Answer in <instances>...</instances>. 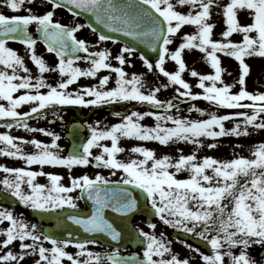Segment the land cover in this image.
I'll use <instances>...</instances> for the list:
<instances>
[{
    "label": "snow or ice",
    "instance_id": "snow-or-ice-1",
    "mask_svg": "<svg viewBox=\"0 0 264 264\" xmlns=\"http://www.w3.org/2000/svg\"><path fill=\"white\" fill-rule=\"evenodd\" d=\"M33 5L45 10L34 11ZM3 7L26 14L6 15L0 11V120L10 121L2 126L8 130L15 127L40 132L52 139L44 142L13 136L9 131L0 132V156L20 159L27 166L0 164L3 173L0 195L16 198L42 214L54 213L68 227L61 235L45 233L40 225L16 215L9 207L0 206V237H3L0 264H23L33 255L38 257L34 264H65V261L69 264H191L190 258H181L173 250L172 241L164 233L157 235L139 228L136 232L141 253L122 255L118 247L103 252L92 250L91 245L102 243L97 234L116 242L122 239V230L109 216V210L125 218L135 213L141 196L164 224L209 246L206 254L185 241L189 249L200 255L203 264H256L248 250L253 245H264V141L255 143L249 156L234 154L230 159L200 157L198 151L205 146L202 138L248 136L250 128L264 130V91H249L246 87V77L250 74L246 58H264V0L224 3L221 0H43L42 3L0 0V8ZM61 8L73 16L90 13L96 26L91 22L85 25L57 20L56 11ZM179 8L188 10L183 12ZM214 8L221 9L223 17L219 39L215 38L216 25L211 22ZM241 13L245 14V20L241 19ZM31 25L35 26V34L29 31ZM184 26H195V31L183 34L173 50L171 46ZM85 27L98 35L96 44L78 36ZM115 33H122L130 41H119ZM233 34H242V39L233 41ZM9 41L26 47L28 58L38 69L36 76L27 67L25 57L9 46ZM107 41L122 43L117 54L113 55L107 47L92 50ZM38 42H43L47 53L55 55L54 66H49L45 57L37 53ZM140 45H145L155 56L150 58L140 50ZM185 50L203 53L214 70L209 74L190 71L198 79L196 87L201 92L194 93L193 86L183 78L188 70ZM138 52L148 72L157 71L167 83L150 86L144 73L125 70L131 64L130 58ZM218 53L238 62L240 74L235 83L222 79V73L227 70L222 67ZM168 61L176 67L169 70ZM80 62L89 66L81 67ZM102 70L115 74L114 85L110 86L111 75H103L94 85L69 90L80 78H97ZM46 72H57L61 79L53 85L46 79ZM236 83L239 90L232 91ZM169 86H174L177 98L203 99L210 105L235 111L218 114L192 104L189 112L207 118L181 116L177 103L159 98L162 88ZM132 101L150 105L151 110L115 112L121 119L110 126H101L100 121L87 124L90 134L67 155H62L64 149L58 143L61 139L58 134L29 124L30 119L46 118V110L53 107ZM24 105L29 110L22 112L19 109ZM146 117L154 118V126L142 122ZM226 121L236 123L226 128ZM124 138L158 142L162 146L184 142L196 146V150L185 154L183 149H178V156H157L155 149L142 143L130 149L122 147L120 142ZM105 141H110V145ZM24 144H31L34 151L26 152ZM217 146L207 144L209 149ZM94 149H99V153L94 154ZM125 151L132 155L119 158ZM33 165H39L40 170H32ZM46 165L63 166L69 172L76 166L91 165L108 169L109 175L99 171L91 176L70 175V183L65 185L62 175L43 171ZM185 171L188 175L181 178ZM118 174V179H112ZM40 176L46 177L47 183L38 182ZM77 191L79 195H74ZM81 200L91 202L88 212L81 210ZM149 227L154 230L156 224L150 223ZM74 230L90 235L74 237ZM17 241L18 250L14 251L12 245ZM46 242L50 247L45 246ZM69 246L78 251L70 253ZM237 248L238 253L234 251Z\"/></svg>",
    "mask_w": 264,
    "mask_h": 264
},
{
    "label": "rangeland",
    "instance_id": "rangeland-1",
    "mask_svg": "<svg viewBox=\"0 0 264 264\" xmlns=\"http://www.w3.org/2000/svg\"><path fill=\"white\" fill-rule=\"evenodd\" d=\"M38 2L42 3L43 0H38ZM224 2H226V0H221V3H224ZM32 7H33L34 11L43 12L45 10V8L38 7L37 5H33ZM48 7H50V5ZM178 10L186 12L188 9L187 8H179ZM213 11H214V15L212 16L211 22H213L216 25L215 38L219 39L220 38V32H221L222 28L224 27L223 17H222V14H220L221 9L214 8ZM24 14H26V13L24 12ZM65 16L68 17L65 9L61 8V9H58L56 11V16H55L56 19L62 18ZM241 19L242 20L246 19V16L244 13H241ZM29 31H31L35 34V26L31 25ZM194 31H195V26H184L182 28L180 34L175 39L171 48L174 50L175 47L178 46V44L181 42L180 37L183 36V34H185V33L190 34ZM231 39L235 42H239L242 39V34H233ZM91 42L93 44H96L97 41H96V39H93V40H91ZM16 45H18V44L17 43H9L10 47L15 49L19 54H22L23 48L17 47ZM41 45H42L41 43H40V45L39 44L37 45V53L42 54L45 57L49 66H54L56 64V63L54 64V61L57 62V58L55 57L54 54L47 53L46 47L41 46ZM103 47H107L111 50L113 48L112 46H109L105 42H100V44H98L97 47L93 48L92 50H98L99 48H103ZM218 55L221 56L222 67L227 70L226 72L222 73V79L226 83H229V84H232V83H235L236 81H238L239 74H240L238 62L234 58L225 56L224 54L218 53ZM24 57H25L27 67L31 70V73L33 74V76H36L38 74V69L31 62V60L28 58V50L26 49L25 46H24ZM130 59H131V64L129 65V68L125 67V70L127 72H129V73H132V72L144 73L146 78H147V83L150 86L167 83L166 78H164L162 76V74H159L157 71H153L151 73L148 72L146 67L143 65V62L140 59L138 53L135 56L131 57ZM184 59H185L186 64L188 66V70L183 73V78L193 86L192 91L194 93L195 92H201L202 90L199 89L198 87H196V84L198 83V79L192 77L190 75V71L192 69H195L196 71H198L202 74H209V73H212L214 70L210 67L209 63L206 61L204 54L198 50H185ZM246 62L249 63V65H250V74L248 77H246L247 89L249 91H264V58H260V57L246 58ZM80 66L81 67H88L89 65L87 63H86V65H81V63H80ZM166 67L169 70H172L176 66H175L174 62L168 61L166 64ZM48 73L49 72H46L45 74L47 75ZM21 74H23V73H21ZM53 75L54 74L52 73L51 74L52 78H53ZM51 77H47L48 81L50 79H52ZM85 79H87V80H84V83H82L83 85L91 86V85L98 83V80L95 81L90 77H85ZM76 89H79V88H76ZM238 90H239V84L236 83V86L232 89V91H238ZM159 98L162 100H167V99L173 100L174 103L178 104V107L180 106L179 107V110H180L179 115L188 117L189 119L207 118L206 116H201L200 113H197L195 111L189 112L188 109L191 107L192 104H195L198 107L205 109L207 112L216 111L218 114H225V113H228L231 111H235V110H230V109L210 105L209 102H207L203 99H199V100H195V101H187V100H184L183 98H177L175 95L174 86H169L167 89L162 88L161 92L159 93ZM133 102L137 103L135 101H133ZM138 110L139 111H146L144 106H142ZM149 110H151V108ZM173 112L175 114V110H173ZM119 120L120 119H110L111 122L108 121L107 123H104V124L101 123L102 124L101 126H104V125L110 126L111 124H113V122L117 123V122H119ZM142 122L148 126H154V124H155L154 118H151V117H146L144 119V121H142ZM234 123H236V121H226L225 127L231 128ZM28 137H29V139L36 138V134L29 132ZM202 139H203V143L205 146L203 148H200L198 151V155L200 157H203L205 155H211V156H214L216 158L230 159L233 157L234 154H242L245 156H249L250 155V148H252V146H254L255 143H257L259 141H264V130H255V129L250 128V135H248V136L242 135L240 137H236L234 135H227L224 137L217 138L215 140H212L211 138H202ZM105 143H108L110 145V141H105ZM140 143L144 144V146H146V147L155 149L157 156H162L164 154H170V155L175 157V156L179 155V152L177 151L178 149H183V152L185 154H189L192 151L196 150V146H194L190 143L177 142V143L170 144L168 146H162L158 142H152V141L140 142V141H137L135 139H127V138L122 139L120 142V145L126 149H130L133 145L140 144ZM209 143H216L218 146L215 149H209L207 147V144H209ZM237 145H239L240 147H237ZM24 150L26 152L31 153L32 151H34V147L31 144H24ZM65 150H66V148H64V151ZM64 151H63L62 155H67V153H65ZM93 151H94V154L99 153V149H94ZM131 155L132 154L130 153V151H125L124 153L119 154V158L127 159ZM3 160H6L5 156H0V164L10 166L9 163L11 160L13 161V158L9 159L8 161H3ZM15 160L17 161L18 159L15 158ZM52 167H54V166H47L46 165L43 167V171L46 172L47 168H52ZM59 167H63V166H59ZM31 169L38 171V170H40V166L39 165H33V166H31ZM101 174L108 176L109 172L108 173L101 172ZM2 175H3V173L0 172V176H2ZM187 175H188L187 171L182 172L180 174L181 178L186 177ZM42 177H44V176H40L37 178L38 182L43 181ZM116 177H119V174ZM44 181H45V183H47V179ZM14 213L18 216L22 215L27 220V217L24 215V213L22 211L16 210V211H14ZM4 226H6V224ZM154 232L157 235L162 233L160 230V227H156V230H154ZM2 239H3V237H0V240H2ZM18 244H19V242L17 241V242H14V244L12 245V249L14 251L18 250ZM45 246L50 247V244H48L46 242ZM90 247L94 251H97L99 248H101L100 245H91ZM252 247H253V250L252 249L251 250L253 251V253H252L251 257L255 260L256 264H264V258H262L259 255L260 251L264 249V245H253ZM36 257L37 256H34V255L27 257L23 261V264L26 261L32 263L31 258H34V260H33V264H34V261L37 259ZM105 264H106V262H105Z\"/></svg>",
    "mask_w": 264,
    "mask_h": 264
},
{
    "label": "flooded vegetation",
    "instance_id": "flooded-vegetation-1",
    "mask_svg": "<svg viewBox=\"0 0 264 264\" xmlns=\"http://www.w3.org/2000/svg\"><path fill=\"white\" fill-rule=\"evenodd\" d=\"M0 11H3L4 14L6 15H24V11H20V12H13L12 10H10L7 7H3L0 8ZM67 12V16L62 17V18H58L57 20H60L63 23H70V22H76V23H82L85 24V21L81 18H79L78 16H73L72 14H70L68 11ZM29 30H30V26H29ZM78 36L80 38H86L89 42H91V40L96 39V41L98 40V35L96 33H93L90 29H88L87 27H85L84 29H82L79 33ZM9 43H17L18 45H16L17 47L23 48L22 49V54L24 56V45L22 43L16 42V41H9ZM42 45L43 42H40ZM40 43L38 42V44L40 45ZM92 43V42H91ZM106 44H108L109 46H112V52L113 55L117 54L119 49L122 47V43H113L112 41H107L105 42ZM115 46V47H114ZM56 62L54 61V64ZM81 65H86L85 62H80ZM112 63L114 65L117 64V62L115 60H112ZM135 66V65H134ZM126 68H129V65L125 66ZM53 75V78L51 77V74ZM46 79L47 77H51L52 79H50L48 82L52 83L53 85H55L60 79L61 77L59 76V74L57 72H49L47 75L44 74ZM103 75H111L112 76V80L110 81V86L114 85V79H115V74L114 73H109L107 70H102L100 73H98V77L97 78H92L93 80L97 81L98 78L100 76ZM48 80V79H47ZM85 77H82L78 80V82L74 83L73 85L70 86L69 90H76V88H80L84 83ZM2 102V101H0ZM134 105H138V107H136L135 109L132 107ZM141 106H144L145 110H149L151 108L150 105H142V104H138V103H134L132 102H118L112 105H103V106H62L59 108L53 107L51 109H47L46 110V118H42V119H30L29 120V124L31 127L33 128H46L49 131H52L56 134H58L61 139L58 141V143L61 145V147L64 149L66 148V150L64 151L65 153H68V150L70 148V146L72 145V142L70 141L68 134L70 132V129L72 127L73 124L75 123H80L84 126V135H86V137L90 134L89 130L87 129L86 125L89 123L95 124L96 121H100L102 124L107 123L108 121H110V119H121V117H117L114 115L115 112H130L132 110H138ZM20 111H28L29 110V106L28 105H24L22 106L20 109ZM54 113H56V115H54ZM62 117V119L60 118ZM112 121V120H111ZM110 121V122H111ZM10 122V121H5V120H0V132H5V131H9L11 135L13 136H17V137H24L26 139H29L28 134L30 131H26L23 128H13L11 130L6 129L5 127H3L2 125ZM116 123V122H113ZM101 124V125H102ZM31 133H35L36 134V138L40 139L41 141L44 142H50L51 141V137L45 136L44 134L40 133V132H31ZM86 140V139H85ZM2 146V145H0ZM24 148V145H23ZM6 160L3 161H8L9 159H12L11 157H5ZM10 166H25L24 161L18 159L17 161L15 160V158H13V161H10ZM106 172L108 173L109 170L108 169H104V168H96L94 166H76L74 167L71 172H69V169L66 167H59V166H54L52 168H47L46 172H51V173H57L60 174L64 177L63 179V183L65 185H68L70 183L69 181V176L70 175H82V174H88V175H94L96 172ZM2 177V176H0ZM43 181H40V183H45L44 180H46L45 177H42ZM119 177H112V179H118ZM74 195H79V192L74 193ZM18 201V200H17ZM80 204V208L81 210L86 209L87 205L85 203V200H81L79 201ZM18 207L15 208V210H20L22 211L26 216H28V214H30V211L32 210L29 207H26L25 205H23L22 203L18 202ZM6 207V206H3ZM27 221L31 222V223H36L38 225H40V230L44 232V227H52L54 226L53 222H49V223H45L43 221H38L36 219H33L31 217L28 216ZM130 223L131 225L128 228V234H125L124 237L122 238V240L119 241V244L117 245H104V244H99L101 248H99L97 251H111L113 248H119L121 251L122 255H127V256H131V255H136L137 253H141L142 248H141V244H140V240L138 239V233L136 232V229H143L144 231H148V232H153L154 230H156V228L153 230L149 227L150 223H155L156 227H160V230L162 233L165 234V238L167 240L172 241V248L176 253H179L181 258H190V262L191 264H203V261L200 257L199 254L195 253L194 251H192L191 249H189L186 245H185V241L187 242V244H191L193 245V247H199L201 249L202 252L209 254V246L202 241L201 239L185 233L181 230L175 229L170 225H166L164 224L162 221L159 220L158 217L152 219V220H148L147 217H143L140 215H134L131 219H130ZM253 247H250L248 252L250 254V256L253 253ZM67 251H69L70 253H76L78 250L74 247V246H69L67 248ZM234 251L236 253H238L240 251V249H234ZM38 258V257H36ZM33 260L34 258H31L32 263L26 261L24 264H33ZM65 264H69V262L65 261ZM107 264V262H106Z\"/></svg>",
    "mask_w": 264,
    "mask_h": 264
},
{
    "label": "water",
    "instance_id": "water-1",
    "mask_svg": "<svg viewBox=\"0 0 264 264\" xmlns=\"http://www.w3.org/2000/svg\"><path fill=\"white\" fill-rule=\"evenodd\" d=\"M81 15L84 16L88 20L89 23L91 22V23H93L94 26H96V22L94 21V18L92 17V15L90 13H82ZM113 35L117 39H121L124 42L130 41V38L125 37L122 33H115ZM133 43H135V42H133ZM140 50L147 52L149 54L150 58L155 56V53H152L151 50L147 49L145 45H140ZM75 127L72 128V131H71L72 132L71 139L73 142L72 148L74 145L83 142V139H84L83 133H82L83 132L82 127L81 128H79L77 126H75ZM72 148H71V150H72ZM137 193H139L138 190H137ZM0 203L7 204V205H10L12 207H15L17 204L16 201L14 200V198L10 197L8 195H0ZM87 204H88V208H90L91 202L87 201ZM146 208H147V210H146ZM88 210H86L84 212H88ZM136 213L146 215V216H148L149 219H151L154 216L152 213V210L150 208H148L147 205H145L143 203V197L142 196L139 198L138 208L135 211V214ZM31 214L34 217H36L38 220H44L47 222L48 221H54L55 222L56 226L53 227L52 229L46 230V233H53L56 235H61L62 233H64V229L66 227H68V225H65L62 222V219L54 213L53 214H47V213L42 214L39 211L33 210L31 212ZM108 214L114 220V222L119 226L120 230H122V235H123V230H124L123 228L128 227V225H129L128 220L131 216H129L127 218H120L117 214L111 213L110 210H109ZM73 235H74V237L84 238L85 236H89L90 234H85L82 232V230H74ZM97 235H99V237L101 238L102 243H116V241H112L109 237H107L103 234H97ZM262 255H264V251L262 252Z\"/></svg>",
    "mask_w": 264,
    "mask_h": 264
}]
</instances>
